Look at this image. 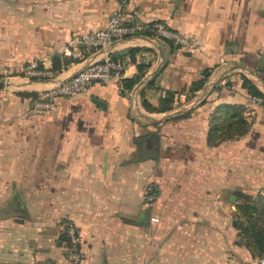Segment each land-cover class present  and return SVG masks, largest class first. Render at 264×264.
I'll return each mask as SVG.
<instances>
[{
  "label": "crops",
  "instance_id": "0c3cea01",
  "mask_svg": "<svg viewBox=\"0 0 264 264\" xmlns=\"http://www.w3.org/2000/svg\"><path fill=\"white\" fill-rule=\"evenodd\" d=\"M118 5L124 19L161 20L197 47L113 41L110 56L130 59L125 78H137L138 107L110 82L58 98L52 113H29L32 94L53 82L29 80L22 68L71 57L57 71L64 78L101 60L100 50L72 41L104 27ZM205 69L203 88L187 92ZM260 74L264 0H0V79L8 80L0 88V264H69L65 222L80 234L79 264H254L232 216L238 193L264 186V108L241 88L245 76L264 92ZM166 90L175 92L171 110L142 104L158 107ZM223 104L243 108L247 130L209 141Z\"/></svg>",
  "mask_w": 264,
  "mask_h": 264
},
{
  "label": "built area",
  "instance_id": "2783aa9c",
  "mask_svg": "<svg viewBox=\"0 0 264 264\" xmlns=\"http://www.w3.org/2000/svg\"><path fill=\"white\" fill-rule=\"evenodd\" d=\"M146 31L147 34H140ZM149 37L162 41H172L174 45L195 48V43L191 42L185 35L167 28L163 22H144L136 20L133 17L124 19L122 6L118 7L111 13L104 27L90 29L85 33L78 34L74 37L73 42L83 45L87 50H100L103 58L99 61L88 60L87 63L77 70L74 74L59 78L58 74L46 67L44 60H35L26 64L21 74L29 80H46L52 81L53 85L49 88L36 93L32 100V106L29 113L35 115H45L57 110V99L60 97H70L78 93L86 92L93 84L116 83L120 92L130 100L132 108L139 105L140 96L136 89L125 90L122 86L125 78V69L130 63L127 56L113 58L110 56L109 46L113 41L123 40L132 37ZM64 52L71 54L69 48ZM8 81V80H7ZM253 102L260 105L261 98L253 97ZM156 193L152 185L145 187V200L152 204L155 201ZM150 220L157 222L156 216H151ZM64 235L67 240L65 258L69 264H79L82 255L80 250L81 237L76 226L72 222L64 225ZM254 264H264V256H258Z\"/></svg>",
  "mask_w": 264,
  "mask_h": 264
},
{
  "label": "trees",
  "instance_id": "16d2710c",
  "mask_svg": "<svg viewBox=\"0 0 264 264\" xmlns=\"http://www.w3.org/2000/svg\"><path fill=\"white\" fill-rule=\"evenodd\" d=\"M150 24L154 22H163L161 20H153L148 21ZM164 23V22H163ZM165 24V23H164ZM166 25V24H165ZM167 28L171 29L168 25H166ZM174 30V29H172ZM176 31V30H174ZM140 34H147L146 31L140 32ZM166 42L173 46L172 41L166 40ZM135 51L134 48H130L129 52L133 53ZM73 59L71 57H63L61 60L60 57H54L52 59V66L51 70L55 71L57 73L58 70L62 68V66H65L66 64L72 62ZM146 65L144 64H138L137 68L138 70H142L145 68ZM209 69H205L202 73V77L196 80L191 84V86L188 88L187 92H191V94L195 93L196 91L203 88L205 85L207 78L209 76ZM259 78L264 83V74H260ZM137 78H124L122 82V86L125 90H130L133 88ZM241 88L246 90V93L251 97H259L261 98V106L264 108V92H262L249 78L245 76H241ZM122 93V92H121ZM29 93H23L19 92V96H26ZM123 94V93H122ZM34 97L35 94H32ZM175 96V92H172L170 90L164 91V95L159 100V106L154 107L151 104H149L145 99H142V104L150 111H157V112H164L169 111L172 109V103L173 98ZM220 110L223 113V119L218 120L217 119L215 123L211 126L209 130V141L210 138L214 137L219 133L220 136H241L243 135L247 130V123L242 115L243 108L241 106L236 105H230V104H223L220 106ZM189 111L182 112L179 114H175L172 117H185L187 116ZM235 118L234 121H231V118ZM234 130L232 132L231 130ZM213 140V138H212ZM238 198L242 199L239 203H237L236 207L239 212L237 218L239 221H236V228L238 230L237 232V244L242 245L245 248H247L252 255V257H258V256H264V225L261 222V219L259 217V213H264V207H261L259 209L258 204L256 202H252L251 197L249 194L244 193H238ZM264 203V198L262 200V204ZM240 217L243 218L244 221L240 220ZM68 222H65L67 224ZM64 234V232H63ZM65 243L67 244L66 237Z\"/></svg>",
  "mask_w": 264,
  "mask_h": 264
},
{
  "label": "rangeland",
  "instance_id": "374dc122",
  "mask_svg": "<svg viewBox=\"0 0 264 264\" xmlns=\"http://www.w3.org/2000/svg\"><path fill=\"white\" fill-rule=\"evenodd\" d=\"M189 93H191V92H189ZM192 95H194V94L192 93ZM201 100H202V98H200L197 102H200ZM148 184H149V185H152L153 188H154V190H155V187H154V185H153L152 183H148ZM148 184H146L145 187H146ZM255 191H256V192H254L253 195H251L250 197H251L252 202H256V203L258 204L259 209H261V207H264V203L262 204V200H263V198H264V186L257 187ZM260 192L263 193V195H262ZM253 196H255V197H253ZM155 199H156V198H155ZM241 200H242V199L240 198V199H239V202H240ZM227 203H228V200H227ZM147 204L150 205V203H148V202H147ZM152 204H153V203H152ZM229 214L232 215V213H229ZM237 216H238V214H236V213L233 214V216H232V220H233L234 222L239 221V219L237 218ZM259 217H260V219H261V222H262L263 225H264V213H263V212L261 213V211H260V213H259ZM240 220L244 221L242 217H240ZM66 242H67V241H66ZM64 246H65V251H64V252H66L67 244L65 243ZM64 255H65V254H64Z\"/></svg>",
  "mask_w": 264,
  "mask_h": 264
},
{
  "label": "water",
  "instance_id": "95a60500",
  "mask_svg": "<svg viewBox=\"0 0 264 264\" xmlns=\"http://www.w3.org/2000/svg\"><path fill=\"white\" fill-rule=\"evenodd\" d=\"M6 85H8V81H6L5 79H0V88L4 87ZM94 101H95L96 104H101V102H99L97 99H94ZM233 197L234 196H232V199H233Z\"/></svg>",
  "mask_w": 264,
  "mask_h": 264
}]
</instances>
